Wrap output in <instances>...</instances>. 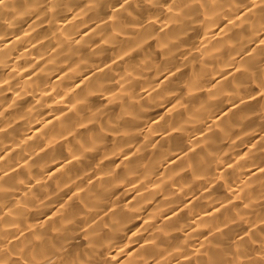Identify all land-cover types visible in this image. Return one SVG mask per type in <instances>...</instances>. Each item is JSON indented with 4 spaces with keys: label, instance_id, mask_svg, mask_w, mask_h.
Returning <instances> with one entry per match:
<instances>
[{
    "label": "clouds",
    "instance_id": "1",
    "mask_svg": "<svg viewBox=\"0 0 264 264\" xmlns=\"http://www.w3.org/2000/svg\"><path fill=\"white\" fill-rule=\"evenodd\" d=\"M0 264H264V0H0Z\"/></svg>",
    "mask_w": 264,
    "mask_h": 264
}]
</instances>
